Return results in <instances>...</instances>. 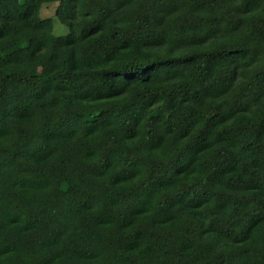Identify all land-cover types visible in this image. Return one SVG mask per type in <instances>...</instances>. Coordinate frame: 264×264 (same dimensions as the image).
I'll return each mask as SVG.
<instances>
[{"label": "trees", "instance_id": "trees-1", "mask_svg": "<svg viewBox=\"0 0 264 264\" xmlns=\"http://www.w3.org/2000/svg\"><path fill=\"white\" fill-rule=\"evenodd\" d=\"M0 264H264V0H0Z\"/></svg>", "mask_w": 264, "mask_h": 264}, {"label": "rangeland", "instance_id": "rangeland-1", "mask_svg": "<svg viewBox=\"0 0 264 264\" xmlns=\"http://www.w3.org/2000/svg\"><path fill=\"white\" fill-rule=\"evenodd\" d=\"M57 5L51 4L43 8L42 10V17L43 18H54L55 17V11H56ZM55 34L56 35H66L67 29L59 24L57 20H55Z\"/></svg>", "mask_w": 264, "mask_h": 264}]
</instances>
